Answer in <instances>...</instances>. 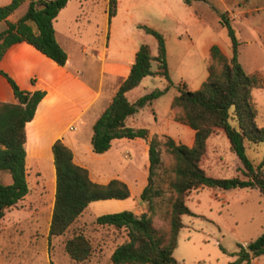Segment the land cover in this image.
Returning <instances> with one entry per match:
<instances>
[{
  "label": "trees",
  "instance_id": "16d2710c",
  "mask_svg": "<svg viewBox=\"0 0 264 264\" xmlns=\"http://www.w3.org/2000/svg\"><path fill=\"white\" fill-rule=\"evenodd\" d=\"M23 1L10 0L0 5V22L5 23L0 29V57L11 43L25 40L63 65L67 54L55 39L53 18L67 0H27L24 12L16 20H9L8 16ZM183 1L187 4L192 2ZM116 6L117 0L108 1L109 15L115 13ZM219 22L227 28L231 55L227 56L217 44H212L206 64V78L193 90L177 86L178 92L170 101L175 119L194 129L192 144L176 143L170 137L161 141L155 134L149 139L147 184L139 197L151 202L152 196L161 191L160 187L155 186L153 176L164 165L160 154L163 146L171 158L168 178L171 199L167 217L159 225L146 211L136 214L121 210L95 218L100 224L126 228L127 239L117 244L110 254L114 264H180L172 253L177 245L178 231L183 226L181 216L190 213L185 199L192 188L250 187L264 196V153L255 162L246 152L247 148L256 149L259 143H264V124H257V109L251 96L252 89L260 86L261 79L257 73L246 72L240 63L239 42L225 11L219 12ZM141 27L154 37L157 53L151 55L150 45L146 42L139 45L128 75L93 122L91 148L96 153L107 150L114 137H147L146 128L126 126L125 118L151 103L173 84L166 60L164 33L147 25ZM0 72L7 77L16 99L0 100V173L10 175L9 182L0 179L1 218L6 209L15 205L29 191L25 166V124L32 119L45 92L42 89L24 90L4 71ZM145 75L163 76L166 85L129 101L126 91L136 86ZM217 133L226 136L229 149L235 155V174L232 176L213 175L203 166L208 158V139ZM51 150L55 192L48 239L63 234L89 202L129 196L127 184L118 178H111L105 183L93 181L87 168L73 161L72 150L61 138L52 142ZM64 250L75 261H82L91 252V242L83 232H74L65 239ZM262 253L264 233L241 246L237 258L227 264H236L244 259L248 262Z\"/></svg>",
  "mask_w": 264,
  "mask_h": 264
},
{
  "label": "rangeland",
  "instance_id": "374dc122",
  "mask_svg": "<svg viewBox=\"0 0 264 264\" xmlns=\"http://www.w3.org/2000/svg\"><path fill=\"white\" fill-rule=\"evenodd\" d=\"M120 1L118 17L133 23V32H138L137 41H140L139 37L142 35L149 38L153 53L155 47L152 37L140 25L160 28L169 39L171 35L181 34L184 49L195 48L194 56L200 58V61L204 60L201 52L203 40L209 33L212 39L231 53L227 28L219 22V12L225 11L239 42L240 63L246 72L257 73L262 79L260 86L252 89L251 96L257 109V124H264V0H192V5L183 0ZM26 5V0L21 2L12 16L22 14ZM89 9L91 20L101 17V7L98 4ZM194 9L203 16L202 20L191 19L190 12ZM3 26L4 22L1 21L0 29ZM99 34L96 36L91 29L84 30L81 44L88 45V41L92 42L94 39L97 43L101 42V33ZM133 34L117 33L111 40V48H118L121 52L131 51ZM171 67L173 84L153 103L158 118L164 117L165 99L177 93V86L180 84L178 76L182 72L181 64L171 58ZM202 70L206 71L203 63ZM146 78L140 85L146 91L162 88L166 84L163 76L148 75ZM188 85L191 87V82L188 81ZM128 97L130 99V95ZM151 106L145 105L137 110L153 120ZM246 152L258 162L264 153V143H259L256 149L247 148ZM165 157L169 162L166 165L163 163V167L156 170L153 176L155 186L160 187L161 191L152 196L151 202L140 200L138 192L141 173L147 172L148 158L131 145L122 148L119 162L101 166L103 168L96 163L92 164L94 171L100 174L99 179L103 180L105 173L114 171L122 162L129 161L130 166L125 171L128 172L129 167L138 171L137 180L131 181V195L122 199L109 198L90 202L82 218L76 219L63 234L53 236L48 241L46 232L51 209L52 168L49 162L38 161V166L35 167L29 160L26 166L29 187L27 195L6 209L0 218V264H114L110 260V254L117 244L127 239L126 228L100 224L95 218L104 213L133 211L141 203L153 222L161 224L167 217L166 211L171 199L168 186L171 158L166 152ZM235 161L226 136L220 133L212 135L209 139V157L205 162L208 171L217 176H232L235 174ZM0 179L9 182L10 175L0 173ZM221 191L205 186L197 191L191 190L188 194L185 202L190 213L181 216L183 226L178 231L177 245L172 253L180 264H227L237 258L241 246L264 233V196L258 190L233 187L226 189L224 194ZM78 231L83 232L91 242V252L82 261H75L64 250L65 239ZM236 264H264V253L250 258L248 262L244 259Z\"/></svg>",
  "mask_w": 264,
  "mask_h": 264
},
{
  "label": "crops",
  "instance_id": "0c3cea01",
  "mask_svg": "<svg viewBox=\"0 0 264 264\" xmlns=\"http://www.w3.org/2000/svg\"><path fill=\"white\" fill-rule=\"evenodd\" d=\"M9 1L10 0H0V5L7 4ZM108 1L109 0H101L100 4V0H67L66 4L53 18L55 39L67 54V59L63 65L58 64L25 40L11 43L0 57V70L9 75L20 88L29 91L42 89L45 92L35 108L32 119L25 124V166H27L29 160L32 161V165L35 167L38 166V161H46L49 162L52 168L51 209L47 221V241L51 239V237L48 239L47 234L55 192V171L51 144L56 138H61L72 150L73 161L86 167L89 177L93 181L105 183L111 178H118L127 184L130 192L129 195L132 193L131 181L137 180L136 176L138 175V171L134 167H129L130 169L128 172L125 171L127 167L130 166L129 161L122 162L118 169L105 173L103 175L105 179L103 180L99 179L100 174L94 171L92 164L96 163L99 165L98 167H104L106 164L116 161L119 162L121 150L126 145H131L138 153L148 158L149 139L154 134L157 135L161 141L170 137L176 143L191 145L193 142L194 129L188 124L175 119L173 111L170 109V101L173 95L168 97L167 100L165 99L166 109L164 117H157V109L153 103L158 99V96L149 103L152 105L153 120L149 119L148 116H144L139 110L125 118L126 126L146 128L148 131L147 137H114L111 140L109 148L104 152L96 153L92 150L91 136L93 133V122L111 101L118 86L128 75L139 45L146 42L150 45L151 55L157 53L156 42L150 33L148 34L152 37L155 53H153L152 43L149 42L147 36L142 35L139 37L140 41H137L138 32H133V23L118 17L121 1L117 0L116 10L112 16L108 14ZM96 4L101 7V17L96 20H91L88 15V12H90L89 8L95 7ZM85 9H89V11H85ZM190 17L194 19V21L203 19V16L196 9L190 12ZM16 18L17 17H13L12 14L8 16V19L11 21L16 20ZM88 29H91L93 34H97L96 36H99L100 32L102 37L101 42L97 43L94 39L92 42L88 41V45L85 43L81 44L80 40L82 39L83 31H88ZM156 29L162 31L165 35L162 29ZM198 29H200V27ZM120 32L125 34L134 33L131 35V48L133 51L121 52L118 48H111L110 43L113 36ZM172 37L174 38L172 39ZM212 44H217L221 51L227 56L231 55L222 45L212 39L210 33L207 34L203 40V51H201L204 54L203 61H200V58L194 56L195 48L184 49L181 34L176 33L173 36L171 35L170 39L165 35L166 60L171 77V58H175L177 62L181 64L182 72L178 76V78H180L179 86L190 90L200 86L201 82L207 76V69L203 72L202 63L206 68L209 50ZM175 47L178 48L175 50ZM186 69L188 73H186ZM146 76L148 75L143 76L136 86L126 91V96L129 101H134L139 96L148 92L144 87L140 88L141 83L147 79ZM188 81L191 82V87L188 85ZM165 85H163V87ZM128 95H130V99ZM0 100H16L11 84L7 77L1 72ZM70 125H73V128H70ZM209 139L207 149L208 157ZM160 150L161 160L166 165L169 160L165 157L164 147L161 146ZM205 162L203 166L208 171ZM148 164L146 169L147 172L144 171L141 173V182L138 186V192H141L143 187L147 184ZM199 189L201 188H192L189 190L188 194L191 190L197 191ZM220 190H222L221 194H224L226 189ZM26 195L27 194H25L23 198ZM88 205L77 219L83 217V212ZM143 211L144 209L141 203H138L133 209V212L136 214Z\"/></svg>",
  "mask_w": 264,
  "mask_h": 264
},
{
  "label": "built area",
  "instance_id": "2783aa9c",
  "mask_svg": "<svg viewBox=\"0 0 264 264\" xmlns=\"http://www.w3.org/2000/svg\"><path fill=\"white\" fill-rule=\"evenodd\" d=\"M70 128H73V125H70Z\"/></svg>",
  "mask_w": 264,
  "mask_h": 264
}]
</instances>
